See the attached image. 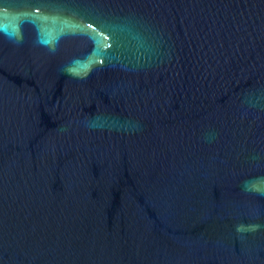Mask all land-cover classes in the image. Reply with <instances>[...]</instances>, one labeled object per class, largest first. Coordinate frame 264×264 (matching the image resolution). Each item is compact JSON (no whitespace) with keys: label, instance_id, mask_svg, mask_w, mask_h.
Returning a JSON list of instances; mask_svg holds the SVG:
<instances>
[{"label":"water","instance_id":"95a60500","mask_svg":"<svg viewBox=\"0 0 264 264\" xmlns=\"http://www.w3.org/2000/svg\"><path fill=\"white\" fill-rule=\"evenodd\" d=\"M0 264H264V0H0Z\"/></svg>","mask_w":264,"mask_h":264}]
</instances>
